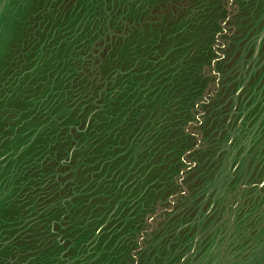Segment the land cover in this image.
<instances>
[{"label": "rangeland", "instance_id": "1", "mask_svg": "<svg viewBox=\"0 0 264 264\" xmlns=\"http://www.w3.org/2000/svg\"><path fill=\"white\" fill-rule=\"evenodd\" d=\"M0 264H264V0H0Z\"/></svg>", "mask_w": 264, "mask_h": 264}]
</instances>
